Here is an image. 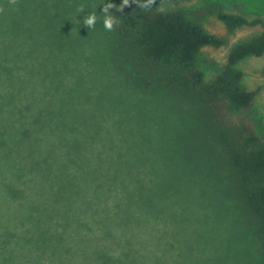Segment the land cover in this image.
<instances>
[{
  "label": "trees",
  "instance_id": "16d2710c",
  "mask_svg": "<svg viewBox=\"0 0 264 264\" xmlns=\"http://www.w3.org/2000/svg\"><path fill=\"white\" fill-rule=\"evenodd\" d=\"M185 1L153 0L145 10L130 0L121 11L122 0H57L54 10L72 41L84 16L98 17L94 28L104 45L98 59L110 90L101 123L117 128L97 130L106 163L88 156V144L49 136L51 124L28 93L29 77L13 58L0 56V206L9 212L0 219V264H164L162 233L167 221L182 223L178 205L183 208L193 184L206 198L197 211L219 201L246 263L264 264V138L243 118H226L252 106L256 91L243 85L237 64L264 54V20L213 10L229 34L259 29L233 42L206 78L202 48L227 39L208 31ZM104 3L117 6L109 9L117 21L112 31L103 27ZM161 123L173 127L162 154L183 168L182 191L176 179L146 172L160 166L147 159L160 149ZM164 202L176 203L171 215L163 213Z\"/></svg>",
  "mask_w": 264,
  "mask_h": 264
},
{
  "label": "rangeland",
  "instance_id": "374dc122",
  "mask_svg": "<svg viewBox=\"0 0 264 264\" xmlns=\"http://www.w3.org/2000/svg\"><path fill=\"white\" fill-rule=\"evenodd\" d=\"M56 3L57 0H43V5L38 4L37 0H0V45L3 46L0 56L5 59L13 58L19 73L29 77L28 93L35 110L40 107L44 111V121L51 124L49 136L61 143L76 140L88 144V156L93 157L94 162L106 163L108 160L105 156L99 154L102 147L100 131L97 134V130L105 127L107 132H113L117 128L103 126L104 123H101V112L106 106L102 102L110 91L102 79L103 71L98 59L104 55L102 38L95 28L90 29L81 21L78 26L80 31L72 30L77 41L70 40L71 29L68 25H63L57 16L54 10ZM182 5L202 15L203 25L208 31L227 39V43L220 47L202 48L199 64L205 71L206 78H210L224 63L228 48L233 42L259 29L258 26H247L229 34L212 11L221 8L249 18L258 16L264 20V0H189ZM8 45L13 48H8ZM25 52L26 61L23 60ZM237 66L243 72V85L255 90L256 94L248 110L243 113L228 111L226 118L230 122L243 118L264 138V54L244 58ZM156 111L162 114V109ZM172 130L170 124L161 123L159 131H163V134L156 139L160 149L155 157L147 159L148 164L159 163L160 166H148L146 172H158L163 179L169 176L171 182L176 179V184L182 191L183 168L178 163L177 166L168 164L175 162L162 154L166 150L164 137ZM109 145L110 143H106L105 147ZM60 153H66L63 146ZM109 161L113 162L111 156ZM59 162L60 159L54 157L52 167L58 168ZM94 169H98V164ZM163 182V191H167L165 181ZM189 188L193 193L187 196L183 208L178 205L177 209L182 212V223L176 228L167 221L168 227L162 233L167 250L165 253L163 250L164 264H247L240 252L242 250L238 248L239 239L235 229H227L228 219L221 213L222 205L220 206L219 201H210L207 211H197L203 207L206 198L196 195L195 191L199 192L196 184ZM173 205L176 210V203L172 202L168 207V202H164L163 213L171 215L169 209ZM8 213L0 206V219L6 218Z\"/></svg>",
  "mask_w": 264,
  "mask_h": 264
},
{
  "label": "clouds",
  "instance_id": "9594fccd",
  "mask_svg": "<svg viewBox=\"0 0 264 264\" xmlns=\"http://www.w3.org/2000/svg\"><path fill=\"white\" fill-rule=\"evenodd\" d=\"M132 3H135L136 7L140 9H149L152 7L153 0H131ZM103 5V27L106 31H112L114 26L116 25L117 21L115 19V15H113L109 9L117 7L112 3H104ZM130 6V0H122L121 4L119 5L118 10H123L126 7ZM97 14L96 12H91L89 15L85 16L83 19V24L90 29H93L97 23Z\"/></svg>",
  "mask_w": 264,
  "mask_h": 264
}]
</instances>
